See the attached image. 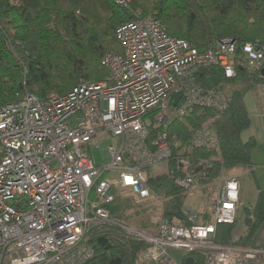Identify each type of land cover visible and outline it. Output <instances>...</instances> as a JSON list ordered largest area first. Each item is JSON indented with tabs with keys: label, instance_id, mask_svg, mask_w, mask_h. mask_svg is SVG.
Here are the masks:
<instances>
[{
	"label": "built area",
	"instance_id": "built-area-1",
	"mask_svg": "<svg viewBox=\"0 0 264 264\" xmlns=\"http://www.w3.org/2000/svg\"><path fill=\"white\" fill-rule=\"evenodd\" d=\"M135 17L116 28L121 52L101 58L103 80L80 82L45 101L27 93L0 108V264H84L93 254L85 235L105 225L144 242L138 255L144 263L182 264L170 251L186 257L199 251L204 264H259L264 257L257 247L212 242L218 225L235 221L240 198L235 178L219 185L206 224L183 208L182 218L162 220L148 235L114 222L103 207L113 202L115 189L142 200L157 198L145 173L171 160L179 143L171 129L179 120L199 122L195 128L186 123L193 131L186 154L175 161L174 184L190 191L210 179L211 163L190 157L191 149L218 147L208 114L226 111L229 102L221 87L199 86V70L216 67L226 79L241 69L258 74L264 102V45L224 38L199 52L169 36L156 16ZM103 135L117 142L102 151L104 163L96 165L89 149H98L93 141Z\"/></svg>",
	"mask_w": 264,
	"mask_h": 264
},
{
	"label": "trees",
	"instance_id": "trees-1",
	"mask_svg": "<svg viewBox=\"0 0 264 264\" xmlns=\"http://www.w3.org/2000/svg\"><path fill=\"white\" fill-rule=\"evenodd\" d=\"M137 11L141 16H156L165 24L169 36L188 42L199 52L207 51L215 41L224 38L239 44L264 45V0H127L126 6H119L116 0H0V108L27 93L45 101L49 95L68 94L81 81L103 80L107 72L100 64L101 58L107 52H121L115 30L134 20ZM260 81L258 74L245 69L238 70L234 79H226L216 67L198 73L201 87L231 89L227 110L208 114L216 128L218 150L195 149L191 153L193 158L211 161L210 180L218 178L224 169L250 166L256 141L241 139L250 127L244 97ZM186 123L195 128L197 120H179L171 129L181 146L193 131ZM174 166L170 160L169 167ZM147 184L153 195L163 200L162 218H182L187 191L178 188L165 174L153 175ZM103 207L111 220L124 224L129 209L126 200L115 197ZM240 220L246 233L236 237ZM263 222L264 195L259 192L253 207L241 208L232 224L216 227L212 242L249 247ZM99 238H105L107 244L99 245ZM85 241L93 254L84 264H108L112 259H120L121 264H143L138 255L147 245L126 236L119 226L92 228ZM188 257L196 264H204L199 251Z\"/></svg>",
	"mask_w": 264,
	"mask_h": 264
},
{
	"label": "rangeland",
	"instance_id": "rangeland-1",
	"mask_svg": "<svg viewBox=\"0 0 264 264\" xmlns=\"http://www.w3.org/2000/svg\"><path fill=\"white\" fill-rule=\"evenodd\" d=\"M116 3L119 6H126L127 0H116ZM200 71H202V69L199 70V72ZM223 90H224V94L226 95V98L228 99L229 91L231 89L229 88V86H227V87H224ZM22 98L12 103H17ZM244 102H245L246 109L249 113L250 119L252 121H254L252 112H257V111L263 112L264 110V102L259 95L257 87H255L254 90L249 91L245 95ZM201 119L202 120H200V122L201 121L207 122V119H204V118H201ZM247 131L244 132L245 134L243 133V135H241L244 141H246L249 137L250 129H247ZM174 134L176 135V133ZM93 142L96 145H98L99 148L92 149L91 147L89 149V153L92 156L95 164L101 165L104 163L102 151L105 150L107 146L115 144L117 142V139L114 137H111L110 135H103L102 138L101 137L95 138ZM186 147H187V142L183 146H181V143L179 141V143L176 145V148L173 149L175 156L172 155L171 160H173L174 163L177 160V158H179V156H181L182 154H186V152L184 151L185 149H187ZM217 150H218V147L213 149L212 151H217ZM192 151L193 149H191V153ZM190 157H192V154H190ZM205 160L211 162L208 159H205ZM169 163L170 161L166 164H162V165L157 166L156 168L148 170L146 173V179L148 180V178L152 177L153 175L157 176L160 174L167 175L169 179H172V176L174 174L179 175L175 173L173 167L172 168L169 167ZM241 169L242 167L224 169L218 178L213 179V180L209 179L208 181L200 183L198 186L191 188L190 191L186 192V196H185L184 203H183V208L184 209L188 208V211H192L194 214H197L199 216L197 218V222L201 224L209 223L211 221V206L217 196L219 185L221 184L223 180L230 179L228 178L229 176L233 175L234 173L240 172ZM244 171L247 173L249 171V167L247 168L245 167L243 172ZM238 185H239V196H240L241 189H243L247 193H250V192L254 193L252 179L246 180V179H243L242 177H239ZM115 191L116 192L113 191V193L116 198L118 197L120 198V200H126L127 203L129 204V209L127 210L125 219L123 220V223H124L123 225L131 229L146 233L148 235L155 234L158 228V227L155 228L157 223L160 224L162 220H165V218L161 217L163 200L159 198H154V199L149 198L147 200H142L137 195H133L129 191L121 190V189H115ZM248 198L250 199V196ZM254 204L255 203L253 201L252 203H250L249 207L253 206ZM136 213L138 214L136 215ZM208 217H209V220L205 221V219ZM244 231H245V226L240 220L238 224V232H236L235 236L236 237L243 236ZM170 253L179 262H183L186 258L185 254L179 251H170ZM141 263L149 264V263H144V262H141Z\"/></svg>",
	"mask_w": 264,
	"mask_h": 264
},
{
	"label": "crops",
	"instance_id": "crops-1",
	"mask_svg": "<svg viewBox=\"0 0 264 264\" xmlns=\"http://www.w3.org/2000/svg\"><path fill=\"white\" fill-rule=\"evenodd\" d=\"M252 113H253L252 115L254 117V121L250 119V127H249L250 132L248 139L253 138L256 141V146L252 150L251 164L249 166V171L247 173L245 171L243 172L245 167H242L240 172L234 173L233 175L228 177V178H235L237 181L239 177H242L243 179L246 180L252 179V185L254 187V193L251 192L247 193L243 189L240 190V198L237 207L238 209L237 216L241 208L249 207L250 203H252L253 201L254 203L257 202L259 192H261L264 195V110L263 112L257 111ZM243 133L241 135H243ZM242 141L244 140L242 139ZM249 196L250 199L248 198ZM245 233H246V229L243 235H245ZM249 246L257 247L264 250V222L261 224V226L254 234ZM259 264H264V257L261 259Z\"/></svg>",
	"mask_w": 264,
	"mask_h": 264
},
{
	"label": "water",
	"instance_id": "water-1",
	"mask_svg": "<svg viewBox=\"0 0 264 264\" xmlns=\"http://www.w3.org/2000/svg\"><path fill=\"white\" fill-rule=\"evenodd\" d=\"M260 74L264 77V68L261 70ZM181 96V93H177L175 95L174 101H173V106L176 105L177 100L179 99V97ZM97 243L101 246H104L105 244H107V240L105 238H99ZM110 247V245L108 244L105 248L108 249ZM108 264H121V260L120 259H112L109 261ZM183 264H196L195 261L193 260L192 257H188L185 259V261L183 262Z\"/></svg>",
	"mask_w": 264,
	"mask_h": 264
},
{
	"label": "bare ground",
	"instance_id": "bare-ground-1",
	"mask_svg": "<svg viewBox=\"0 0 264 264\" xmlns=\"http://www.w3.org/2000/svg\"><path fill=\"white\" fill-rule=\"evenodd\" d=\"M222 86V85H221ZM220 166V165H219ZM217 175V174H216ZM109 207V206H108ZM170 212V211H169ZM224 244V243H223ZM203 261V260H202Z\"/></svg>",
	"mask_w": 264,
	"mask_h": 264
},
{
	"label": "flooded vegetation",
	"instance_id": "flooded-vegetation-1",
	"mask_svg": "<svg viewBox=\"0 0 264 264\" xmlns=\"http://www.w3.org/2000/svg\"><path fill=\"white\" fill-rule=\"evenodd\" d=\"M186 258H188V257H186Z\"/></svg>",
	"mask_w": 264,
	"mask_h": 264
}]
</instances>
